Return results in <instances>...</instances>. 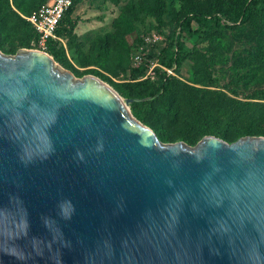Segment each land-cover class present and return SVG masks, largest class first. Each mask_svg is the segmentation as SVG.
Instances as JSON below:
<instances>
[{"label": "water", "instance_id": "water-1", "mask_svg": "<svg viewBox=\"0 0 264 264\" xmlns=\"http://www.w3.org/2000/svg\"><path fill=\"white\" fill-rule=\"evenodd\" d=\"M134 101L0 53V264H264V137L163 144Z\"/></svg>", "mask_w": 264, "mask_h": 264}, {"label": "rangeland", "instance_id": "rangeland-1", "mask_svg": "<svg viewBox=\"0 0 264 264\" xmlns=\"http://www.w3.org/2000/svg\"><path fill=\"white\" fill-rule=\"evenodd\" d=\"M50 1L0 0L3 56L44 52L58 72L72 76L73 83L92 76L122 99L130 94L146 95V87L159 88L163 77L170 76L171 91L175 88L182 92L176 101L182 113L170 118L175 122L168 119L174 112L171 92L162 90L142 99L147 102L144 116L154 126L132 115L156 136L158 130L164 135L190 136L193 131L184 114H192L199 107L208 110L219 106L222 111L238 114L243 121L264 112V19L257 16L244 20L237 13L238 21L230 22L218 7L231 6L233 0H73L62 24L64 31L55 39L58 44L43 48L24 17ZM157 35L162 41H153ZM51 51L59 61L54 60ZM137 56L139 61L135 60ZM147 81L150 84L146 87L141 85ZM212 119L208 112L192 127L197 131L224 128L218 115ZM216 119L219 121L214 124ZM243 126L244 122H239L231 130L240 135ZM208 136L212 135H204L195 144L158 140L195 148ZM247 137L264 136L237 137L236 141Z\"/></svg>", "mask_w": 264, "mask_h": 264}, {"label": "trees", "instance_id": "trees-1", "mask_svg": "<svg viewBox=\"0 0 264 264\" xmlns=\"http://www.w3.org/2000/svg\"><path fill=\"white\" fill-rule=\"evenodd\" d=\"M230 7L232 8V10ZM71 8H72V6L67 11L65 16L61 20L60 24L58 25V28L56 30V36H58L61 33V31H64L62 29V24L66 20L67 15L71 12ZM218 12L222 16H224V18H227L230 22H237L238 21L239 17L237 15V13L239 15H241L244 20L254 18L257 16H261L264 19V0H233L231 3V6H224L223 4L219 5ZM30 13H28L27 15H29ZM193 17H194V19L199 21V17H197L196 15H194ZM26 23L28 24L29 28L31 29L35 38L38 41L37 33L34 31V29L32 28V26L30 25L29 22L26 21ZM57 44H58L57 40H49L46 43V47H49V48L54 47ZM51 54L52 55L54 54L53 51H51ZM262 57H264V49H263V56ZM54 60L56 62L59 61V58L55 54H54ZM167 66L171 67L170 63H168ZM163 80H164L163 84L159 88H154L153 86L146 87L149 83L148 81L141 84V85H145V87H146L144 90L147 93L146 95L134 96V95L130 94V95L126 96V99L138 100V101H134L130 104L131 113L135 118H137L140 121H143L148 126L149 125L154 126V125H153L152 121L147 120L144 116V108H145L147 102L143 101L142 99L144 97H148V96H155L159 93L160 90H162V93H167V92L170 93L171 92L170 95H172V97H173L172 103L174 104V106H173L174 112L170 113V117H168V119H170L171 117H172V119H174L176 115H178L179 113H182L179 109L178 103H176L177 99L180 97V95H182V92L178 91V89H175V88H173V90L171 91L173 85L171 83L170 76H166V77L164 76ZM261 97L264 98V91L261 92ZM213 111H216L219 113H211ZM208 112L210 113L211 119H212V116L218 115L221 118L222 125H224V128L212 129V128L207 127V128H204L203 130H201L200 128H196V129H198V131H197L192 127V123H195L196 120H198V119L200 120ZM184 116L187 119L188 123H190V127H191L190 130L193 131L190 136L182 137V136L164 135V134H160L159 130H158V132H156L158 139L163 143L164 142H172L174 140H183L184 142H186L188 144H195L204 135H212L216 138L222 139L223 141L233 143L238 138H241L244 136H264V132H263L264 112L263 113L258 112L256 114L248 117V119L246 121H243V118L241 116L239 117L238 114L227 113V111H222L219 106L213 105L208 110H203L199 107L198 110H194L192 112V114H186V115L184 114ZM208 119H209V117H208ZM170 121L175 122L171 119H170ZM218 121H219V119H216L213 123L217 124ZM239 122L240 123L244 122L243 130L240 133V135L236 134L235 132H233L231 130V128L235 127V125Z\"/></svg>", "mask_w": 264, "mask_h": 264}, {"label": "built area", "instance_id": "built-area-1", "mask_svg": "<svg viewBox=\"0 0 264 264\" xmlns=\"http://www.w3.org/2000/svg\"><path fill=\"white\" fill-rule=\"evenodd\" d=\"M73 0H51L48 4L40 6L32 12L25 20L30 23L38 35V43L45 47L49 40L57 39L56 30L61 20L72 6ZM154 42L162 41V37L157 35L153 38ZM136 61L140 58L135 57Z\"/></svg>", "mask_w": 264, "mask_h": 264}, {"label": "bare ground", "instance_id": "bare-ground-1", "mask_svg": "<svg viewBox=\"0 0 264 264\" xmlns=\"http://www.w3.org/2000/svg\"><path fill=\"white\" fill-rule=\"evenodd\" d=\"M55 70L58 71V70H57V67H55Z\"/></svg>", "mask_w": 264, "mask_h": 264}]
</instances>
